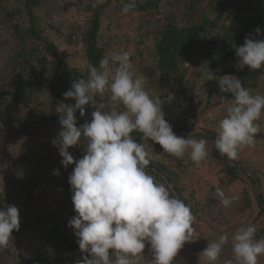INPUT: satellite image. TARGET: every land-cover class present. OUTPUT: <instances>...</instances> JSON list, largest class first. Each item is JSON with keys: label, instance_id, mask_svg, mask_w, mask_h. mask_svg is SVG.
Returning <instances> with one entry per match:
<instances>
[{"label": "trees", "instance_id": "1", "mask_svg": "<svg viewBox=\"0 0 264 264\" xmlns=\"http://www.w3.org/2000/svg\"><path fill=\"white\" fill-rule=\"evenodd\" d=\"M96 1L91 0L87 5L92 7ZM110 1L101 2L98 0V7L95 11H91L92 19L89 22L90 25L81 34V36L84 35L82 41L85 43L81 55L83 67L69 68V64L61 57L57 46L42 36L40 30L35 25V11L40 6V0H0V29L10 18L17 16L21 12H26L28 17L27 24L29 26L27 28L28 32H23L21 29L24 27L17 21H14L9 29L12 30L18 43L23 42L26 38H30L35 43L41 44L44 47L45 53L52 57V61H45L34 68L32 62L33 53L25 51L21 47L16 55L8 56L0 64V126L15 119V124L17 125L14 132L15 138H20L22 135L30 137L31 135L34 136L35 133L37 137L43 136L44 132L37 128L28 129L29 126H26V120H30V118H33L30 122L31 125L36 126L40 124L41 127L49 125L51 131L54 126L53 133H58L60 130V125H58L60 114L56 112V108L66 102L67 99L63 94L70 89L74 81L81 77H87L89 66L99 68V62L103 57H111L114 53H121V51L114 52L111 48L97 45L100 30V11L102 8H107L106 4ZM246 1L212 0L211 9L208 13L211 16L205 17H199L198 14L192 15L191 13L194 10L196 11L197 5L193 4L192 1L188 4L184 2L178 6V10L175 11L177 13L164 16V18L166 17L165 26L158 30V38L153 50V62L154 67L158 71L159 83L166 82L167 90L165 93H170L168 91L170 85L172 91H174V95L177 98L181 97L188 104L187 108L182 112L184 116L191 113L192 106L197 100L196 91L198 82L204 80L200 69L194 74L197 81L185 78L184 62L190 57L196 56L198 49L199 55L204 58L203 62H206L205 65H208L215 77H219L218 70L220 69L219 66H221L224 75L230 74L240 79L243 86L253 95L264 93V84H261V82H264V67L259 70H251L246 66L242 69L237 67L236 47L243 45L246 37L258 40L264 39V0H250L253 3L249 5L245 3ZM158 2L159 0L148 1L145 6H139V2H137L133 9H141L142 11L155 9L158 7ZM214 3H217L220 10H216L215 6H213ZM177 4L175 3V6ZM184 5H186V8L188 7V12H185L186 8ZM227 7H233L235 14L227 24H224L222 17L224 9ZM179 8L182 16L187 17L182 27L178 26L175 22L176 18L181 15L178 14L180 13ZM242 8H245V11H240ZM83 12H86V9ZM215 12L219 14L216 15ZM241 12H246V14L240 15L239 13ZM80 19L84 20L82 17ZM73 27L74 24L71 22L69 24L70 33L73 32ZM256 28L261 29L260 35L255 33L254 30ZM59 41L64 43L61 39ZM0 53L5 55L11 52H7L4 47H0ZM71 54L74 55L73 52ZM222 60L225 61L221 62ZM132 61L133 57H130V62ZM36 74H38L37 83L34 82ZM208 82L207 87H203L202 89V92L205 94L204 112L218 106L216 103H211L213 95L219 96L221 103L232 99L230 94L220 92L218 79ZM38 87L43 88L51 100V105L46 113L42 108L47 105L44 95L36 94ZM109 97L110 92L108 91L103 95L94 97L95 105L98 106L102 103L104 105L103 111H109L111 106L108 104L112 103ZM174 102L172 101L169 105L166 100L160 102L165 112V119L175 113ZM93 106L92 102L84 106L85 114L83 117L80 116L79 110H77L75 114L77 126L91 121V114L94 111ZM19 113L23 114L21 121L17 119ZM166 121L168 122L167 119ZM197 122V118L192 116L191 121L186 125L183 123L175 125L168 123L177 136H182L181 133L190 132L197 125ZM256 123L259 127H262L264 126V119L259 122L256 121ZM202 131L209 132L214 137L217 134L215 131L212 132L204 129ZM38 132H40L39 135ZM132 135L137 142H143L146 150L151 154L149 167L145 170L149 175L154 177L155 182L164 183L168 187L165 181L155 174L150 167L159 170L171 182L176 190L177 197L191 209L194 218L201 221V224L204 226L202 227L209 231V235L217 233L222 227L224 228L229 237V242L223 247L230 248L231 257L233 256L231 237L238 228L254 224L257 226L255 239L264 238V207L262 205V202L264 203V193L261 194L260 200L255 190L254 180L258 183L261 190L263 189V184L261 176L250 166L245 167L244 170L251 174V177L242 173L240 174L237 171V167L240 168L241 164L236 159L231 160L234 169L231 168L227 164L225 157L215 149L213 138L208 135L194 133V139H204L207 141L208 156L199 165L201 166L204 162L208 171L209 168L213 167V171L218 173V182L216 185H213L208 180L195 179L192 175L186 173L185 163L187 161L192 164V167L195 165L187 158L186 154L184 158L178 159L173 155L165 153L158 144L148 140L142 141L141 133L133 132ZM182 137L187 138L188 136ZM258 143L262 144L261 141H258ZM85 144L86 141L82 138L81 144L74 147L73 152L70 153L74 160L83 157ZM239 156L242 157L241 154ZM61 159L62 157H60L57 147L53 146L46 153L32 157L31 159L34 161V168H43L51 164L53 171L49 172L52 174H48L54 175V171H58L62 178L60 182L51 183L41 177L30 176L29 178L22 179L19 187L22 191L25 200L24 206L26 208L28 205L33 204V192L37 188L42 189L46 186L51 190L59 192L65 198L66 205L70 208V211L67 215L62 216L54 212H48L41 217L31 216L29 213H21L19 215V230L12 232V238L9 239L7 247L0 250V264H27L31 261L40 264H80L82 253L76 242L77 238L74 235L73 228L68 226L69 220L77 215L74 211L71 199V186L68 182V177L72 173L75 164L65 168L61 164ZM173 159L175 163H173ZM196 171H199V169ZM0 175L3 174L0 173ZM193 178L196 181H193L194 183H192ZM187 179V184H184ZM241 185L243 186L241 195L238 198H233L232 205H234V208H227L230 212L223 215L224 209L218 204V202L222 203L216 195V188H222L225 193L227 190L238 189ZM206 187L209 188V192L212 195L206 199L201 198ZM1 193L0 209H3L6 206L8 194ZM30 217L31 219L29 220ZM227 223L229 226L225 227ZM229 227H232L230 232L227 231ZM23 232H26L25 234L30 240H33V243L26 241L24 244H21L18 241L20 238L19 234ZM38 234L42 236V240L39 244H36L33 236ZM149 248L150 246L146 243L143 253L137 258L152 255ZM186 248V246L182 247L178 253L180 255L182 253L185 254ZM109 251L111 253V250ZM259 257L263 259L264 264V255ZM259 263L262 264L260 260H257V264ZM172 264L181 263L173 261Z\"/></svg>", "mask_w": 264, "mask_h": 264}, {"label": "clouds", "instance_id": "2", "mask_svg": "<svg viewBox=\"0 0 264 264\" xmlns=\"http://www.w3.org/2000/svg\"><path fill=\"white\" fill-rule=\"evenodd\" d=\"M136 0L123 4L122 12L135 8ZM255 33L261 34L256 28ZM237 67L251 70L264 67V39L246 37L243 45L236 47ZM205 81L218 79L221 93L230 94V105L218 125L214 147L222 156L235 160L244 147L255 145L259 132L256 123L264 111V95H253L233 75L215 77L208 65L202 64ZM110 92L111 108L96 106L91 121L77 126L76 112L85 114V105L94 97ZM74 99L73 105L61 104L60 130L51 140L58 148L61 164L65 168L75 164L68 177L72 203L77 213L69 220L79 250L80 264H135L146 243L150 246L152 264H172L178 251L186 242H193L194 216L191 209L164 183H157L146 172L151 154L143 142H137L132 133L142 134L141 140L158 144L161 149L178 159L187 154L199 165L208 156L207 141L177 136L165 119L158 98L153 99L144 88L143 78L133 79L128 52L103 57L99 68L89 66L86 78L71 84L64 94ZM199 101L205 97L197 94ZM123 106V110H119ZM86 141L82 158L74 160L68 149ZM54 171V175H58ZM23 178V172L16 173ZM221 203L228 207L232 198L225 197L222 188H216ZM20 225L19 210L7 205L0 209V250L7 247L12 232ZM257 226L250 224L238 228L231 237L232 259L225 264H257L264 255V238L255 239ZM229 242L227 234L208 243L202 255L209 264L218 260L223 246ZM111 250V253L110 251Z\"/></svg>", "mask_w": 264, "mask_h": 264}, {"label": "rangeland", "instance_id": "3", "mask_svg": "<svg viewBox=\"0 0 264 264\" xmlns=\"http://www.w3.org/2000/svg\"><path fill=\"white\" fill-rule=\"evenodd\" d=\"M90 1L91 0H40V6L35 11V25L40 30L42 36L47 38V40L52 41L57 46L61 57L69 64V68H80L84 65L81 55L84 50L85 43L82 41L84 35L81 36V34L85 28L90 25L89 22L92 19L91 11H95L99 5L97 0L96 3L90 7L87 5ZM100 1L106 2V0ZM148 1L155 0H136V4L139 2V6H145ZM190 1L197 5L196 11L194 10L193 13H191L192 15L198 14L199 17L211 16L208 13L211 9L212 0H159L158 7L155 9H146L144 11L141 9H131L126 14L122 12V7L124 3L128 2V0H111L106 4L107 8H102L100 11V30L97 39L98 46H106L109 49L111 48L114 52L121 51V54L126 51L129 53L130 57H133V61L130 62V72L132 73L133 79L143 78L144 88L153 99L158 98L160 102L166 100L168 105L172 101H175V113L166 118L169 123L172 125L181 123L186 125L191 121L192 116L197 118V125L190 132L183 133L182 136H188L191 132L202 131L203 129L217 132L219 122L225 117L226 109L231 103V100L221 103L220 97L213 95L211 103H216L218 106L204 112L205 99L201 101L197 99L192 106L191 113L184 116L182 112L187 108L188 104L183 101L181 97L177 98L174 95V91H172V87L170 85L168 87V91L170 93L166 94V82L159 83L158 71L154 67L153 62V50L158 38V30L165 26V15L177 13L175 11L178 10V6L180 4L184 2H187L186 4H188ZM175 3H178L177 6H175ZM245 3L249 5L253 2L247 0ZM213 6H215L217 11L220 10L217 3H214ZM184 7L186 8V5H184ZM84 9H86V12H83ZM188 10L189 9L187 7L185 12H188ZM224 10L222 19L224 24H227L230 21V18L234 16L235 9L233 7H227ZM240 11H245V8H242ZM178 14L181 15L176 18L175 22L178 26L182 27L184 26L185 19H187V17H183L181 12ZM215 14L217 15L219 13L215 12ZM239 14L245 15L246 12H241ZM80 17L84 20L80 19ZM27 18L26 12H21L17 16L10 18V20L1 27L0 47H4L7 52L11 53L5 55L0 53V64H2L8 56L16 55L21 47H23L25 51L27 50L28 52L33 53L32 62L34 64V68H36L37 65L43 64L45 61H52V57L45 53L44 47L41 46V44L35 43V41L30 38H26L23 42L18 43L17 38L12 33V30L9 29L10 25L13 24L14 21H17L24 27L21 30L27 33V28L29 27L27 24ZM71 22L74 24L72 33L69 31V24ZM59 39L63 40L64 43H61ZM72 52L74 55L71 54ZM203 60L204 58L199 55L198 49L196 56H193L192 58L190 57L184 62L186 79L197 81L194 74L200 69L199 67L203 63H206L205 61L203 62ZM223 61L225 60H222L221 62ZM142 62L143 64H141ZM219 67L220 69L218 70V75L220 77L224 74L222 67ZM37 77L38 74L35 75L34 82L36 83ZM208 83L209 82L205 81V79L200 80L198 82L196 93L205 97L202 89L203 87L206 88ZM261 84H264V82H261ZM46 93L47 92H45V90L41 87L36 89V94H43L45 97V103L47 105L42 107L45 113L51 105V100ZM260 95H264V93ZM74 103V99L71 98H68L66 102H64V104L67 105H73ZM108 105L111 106V103ZM93 110H96V105L93 106ZM119 110H122V106ZM22 115L23 114L19 113L17 115V119L21 121ZM263 119L264 111H262L261 117L257 122L262 121ZM32 120L33 118H30V120L27 119V123L25 122L26 126H29L28 129L30 130L32 128H37L44 132L45 134L43 133L42 137H37L35 133L34 136L31 135L30 137H25L22 135L20 138H15L14 132L17 128L15 119L0 126V173L3 174L0 175V193L4 192L8 194V197L6 198V206H16L19 210V215H21V213H29L31 216L41 217L42 215H46L48 212H54L60 216L67 215L70 208L66 205L65 198L59 192L51 190L46 186L42 189L37 188L38 193L35 194L33 192V204L28 205L27 208L24 206L25 200L19 187L22 179L29 178L30 176H37L51 183L60 182L62 179L60 174L56 176L49 175L52 174L49 172L53 171V166H51V164L43 168H34L35 164L34 161L31 160L32 157L44 154L47 150L52 148L53 144L51 143V140L56 137L57 133H53L54 126L51 131V127H49V125L46 127H41L40 124H37L36 126L31 125L30 122ZM39 133L40 132H38V135ZM255 138V145L253 147H244L240 150L239 155L241 154L242 157L239 156L236 161L241 164V167H237V171L240 174H244V172H246L244 168L250 166V168L261 176V182L263 184L262 190L260 189L258 183L254 180L256 182L255 190L257 196L258 194L261 196V194L264 193V126L259 127V132L256 134ZM258 141H261L262 144H259ZM74 147L75 146H72L68 149L69 153L73 152ZM172 161L175 163L174 159ZM205 164L206 163L203 162L201 166L195 164L192 167V164L187 161L185 163L186 173H189L195 179L199 178L208 180L211 184L216 185L219 178L218 173L213 171V167L209 168L208 171ZM197 169H199V171H196ZM20 171L23 172V178H17L16 176V173ZM194 178L192 183L195 181ZM187 182L188 179L184 182V184H187ZM167 186L169 187L168 184ZM242 187L243 186L241 185L238 189L227 190L225 192V197L232 199L238 198L243 190ZM1 195L2 193L0 196ZM211 195L212 194L209 192V188L206 187L201 198L206 199ZM251 198L253 199L252 196ZM218 204L224 209L223 215L230 212L227 208H234V205L232 204L229 205L231 207H225L219 202ZM30 219L31 217L29 220ZM202 226L201 221L194 218V241L186 242L184 244V246L187 247L185 254L182 253L180 255L177 253L173 261L181 264L208 263L206 258L202 255L203 250L207 247L208 243L218 240L219 236L226 234V232L222 227L221 230H218L215 234H210V236L209 231L205 230L203 228L204 226ZM228 226L229 224L227 223L225 227ZM231 230L232 227L227 229L228 232ZM25 233L26 232L19 234L20 238L18 241L21 244H24L26 241L33 243V240H30ZM33 239L36 244H39L42 240V236L38 234L33 236ZM229 259H232L230 256V248L223 247L218 260L215 261L214 264H225V261ZM257 260H260L263 264L262 258L258 257ZM135 264H152V255L136 258Z\"/></svg>", "mask_w": 264, "mask_h": 264}, {"label": "water", "instance_id": "4", "mask_svg": "<svg viewBox=\"0 0 264 264\" xmlns=\"http://www.w3.org/2000/svg\"><path fill=\"white\" fill-rule=\"evenodd\" d=\"M194 133H198V134H204V135H208V136H210L211 138H213L214 139V136L213 135H211V134H209V133H207V132H202V131H194ZM176 134V133H175ZM181 134H183V133H181ZM177 135V134H176ZM225 157V159H226V161H227V164L231 167V168H233L234 169V166L232 165V163H231V160H229V159H227L226 158V156H224ZM147 167H149V166H147ZM146 167V168H147ZM151 168V170L153 171V172H155V174H157L158 176H160L168 185H169V187H170V189H171V191H172V193L174 194V195H176L177 196V193H176V190H175V188L173 187V185L170 183V181L159 171V170H157V169H155L154 167H150ZM244 174H246L247 176H249V177H251V174H249V173H247V172H244ZM254 183H255V185H256V182L254 181ZM258 197L260 198V200H261V197H260V195L258 194ZM262 202V201H261ZM262 205H263V207H264V203L262 202ZM27 264H40V263H38V262H35V261H31V262H29V263H27Z\"/></svg>", "mask_w": 264, "mask_h": 264}, {"label": "built area", "instance_id": "5", "mask_svg": "<svg viewBox=\"0 0 264 264\" xmlns=\"http://www.w3.org/2000/svg\"><path fill=\"white\" fill-rule=\"evenodd\" d=\"M34 193H35V194H37V193H38L37 189L34 191Z\"/></svg>", "mask_w": 264, "mask_h": 264}]
</instances>
